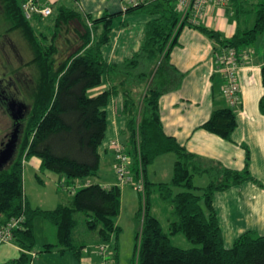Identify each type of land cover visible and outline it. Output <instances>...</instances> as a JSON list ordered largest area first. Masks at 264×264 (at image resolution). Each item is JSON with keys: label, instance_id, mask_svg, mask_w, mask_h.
Here are the masks:
<instances>
[{"label": "trees", "instance_id": "trees-1", "mask_svg": "<svg viewBox=\"0 0 264 264\" xmlns=\"http://www.w3.org/2000/svg\"><path fill=\"white\" fill-rule=\"evenodd\" d=\"M228 4H233L238 13L246 1L230 0ZM0 6L6 30L18 32L26 42L31 52L28 65L33 70L28 93L31 109L17 156L0 170V230L20 217L11 228V242L18 247L14 264L30 262L28 253L36 242L37 217L49 225L54 235L53 241L43 244L42 252L70 251L80 259L86 244L75 243L78 214H83L85 227L97 235L92 244L106 246L111 260L117 261L118 247L111 241L120 231L116 218L120 213L121 188L118 184L102 186L89 180L98 176L99 146L106 129L105 106L118 95L122 97V144L131 156L130 172L135 180L140 175L145 180V190L138 192L141 206L135 216L136 243L131 264H264V234L247 230L230 247L225 246L214 206L216 192L245 180L254 181L248 170V149L242 170L228 169L214 161L203 166L199 156L164 132L158 103L161 94L179 85L181 73L170 64L169 54L185 26L195 27L211 38L215 42L214 53L224 46L241 50L252 46L264 31V0L256 4L253 25L239 28L229 38L187 19L179 22L174 0H149L128 7L125 13L151 18L145 25L139 49L120 63L107 62L102 53L115 14L92 17L60 2L53 6L47 19L52 18L44 24L46 18L41 16L26 19L20 0H0ZM72 25L76 39L70 40L67 56L59 59L58 40ZM260 73L263 93L259 111L264 115V64ZM101 84L105 85L101 92L89 94V90ZM201 127L230 139L236 127L233 108L214 109ZM166 153L175 157L171 179L153 183L146 170ZM31 157L40 159L41 174L65 178L63 185L70 193L67 202L49 210L31 207L22 183L23 160ZM200 175L209 179L204 186L194 183ZM154 195L172 207L168 233L152 212ZM175 234H182L193 246L173 245L170 235Z\"/></svg>", "mask_w": 264, "mask_h": 264}, {"label": "crops", "instance_id": "crops-1", "mask_svg": "<svg viewBox=\"0 0 264 264\" xmlns=\"http://www.w3.org/2000/svg\"><path fill=\"white\" fill-rule=\"evenodd\" d=\"M54 1L53 6L65 2V0ZM108 1L77 0L79 7H75L83 14H90L92 17H100L105 13L115 14L108 34L109 39L102 46V53L107 62L120 63L139 49L145 25L151 17L147 15L148 17L142 19L141 24L139 22L134 28L137 17L123 12V6L118 5L121 0ZM244 1L246 5L238 13L233 4L207 6L199 24L219 32L222 38L231 37L239 28H245L242 24L246 22L250 6L255 5L259 0L256 3L251 2L252 0ZM214 46L215 42L195 27L185 26L181 30L169 54L170 64L181 73L179 85L161 94L158 103L164 132L174 137L188 152L199 156L203 166L214 161L228 169L242 170L245 165L246 148L249 151L248 170L254 181L245 180L239 185L216 192L214 196V206L225 243V240L233 242L238 235L247 230L264 234V115L259 111V99L263 93L260 70L264 64V31L252 46L241 49L247 52L248 58L237 73L240 102L235 106H230L227 98L221 93L224 81L215 60ZM104 87L105 85L101 84L92 88L89 94L96 95ZM121 100L120 95L111 97L105 106L106 129L101 142V144L104 142V145L99 146L98 176L97 180H94L95 178L89 180L98 182L102 186L117 183L111 143L113 140L122 142V134L125 130ZM224 107H232L235 112L236 127L230 139L221 138L201 127L214 109ZM165 155H167L166 160L161 158ZM174 159L171 153L158 156L151 166L154 167L155 164L164 166L153 175L147 168L148 180L153 183L169 182ZM23 165L25 170L27 169V174L30 177L34 176L40 184L35 185L36 187L31 186L34 194L27 192V185L23 188L24 196L31 207L49 210L59 203L67 202L70 193L63 185L64 177L41 174L40 159L37 157L23 160ZM152 171L155 172V168ZM161 174L163 177H160ZM153 176L163 179H153ZM120 188L121 207L116 224L121 225L124 211H127L132 216L130 220L126 216L125 219L130 222L134 232L136 227L134 216L139 210L140 195L132 186L121 185ZM35 223L36 220L34 227ZM97 246L92 244L91 248L90 244H86L82 249L81 258L76 259L77 263L98 264L100 257ZM1 249L3 251L1 253L5 254L12 252V249L18 252V247L12 242L5 243ZM30 255L34 256V253L29 252ZM31 264L38 262L34 260Z\"/></svg>", "mask_w": 264, "mask_h": 264}, {"label": "rangeland", "instance_id": "rangeland-1", "mask_svg": "<svg viewBox=\"0 0 264 264\" xmlns=\"http://www.w3.org/2000/svg\"><path fill=\"white\" fill-rule=\"evenodd\" d=\"M250 1L251 0H249V2ZM257 1L258 0H252L251 2L256 3ZM65 2L69 6L79 7V5L76 2H74L73 0H65ZM108 2H110V0ZM256 4L250 6L252 11L249 12L248 17H246V22L242 24V27H251L253 25L254 18H255V9L257 8ZM118 5L122 6V3L120 2V4L118 3ZM130 14L133 17H137L136 18L137 21H135L134 25H133L134 28L137 25H139V22L141 24L142 19L148 17L146 14H141V13H139V14L138 13H128V15H130ZM50 18H52V17H50ZM49 19H47V18L44 19V24H46ZM73 28L74 27L72 25L71 29H69V31H67L58 40V45H59V49H60L59 59L65 58L67 56V54L70 51L69 50L70 40L74 41L76 39V34H75V31H73ZM39 29H42L43 31H45L44 27L40 26ZM15 35H16V38L19 42V45L23 46V48H21V50L24 52L26 59L29 60L31 58V52H30L28 46L26 45V42L24 41V39L21 37V35L18 32ZM9 129H10L9 123L6 121H3L2 122L3 133L8 131ZM0 138H1L0 140L3 139L2 137H0ZM101 145H104V142ZM166 156L167 155L162 156L161 158L166 160V158H167ZM162 159H160V160H162ZM165 163L166 162H164V164ZM163 166L164 165H158V164L156 165L155 164L154 167H152L151 165H149L148 166L149 173H152V175H153L154 173L158 172V169L160 170V168H163ZM154 168H155V172L152 171ZM24 170H25V167L23 165V168H22L23 188L26 187V185H27V187H26L27 192L29 191V193L32 192L34 194V190L31 186L34 185V187H36L35 185L38 186L39 183L37 182L36 178H34V176L30 177L27 174V169L25 171ZM164 174H165V172H164ZM155 177L156 176H153V179H163V178H157V177L155 178ZM160 177H163L162 174ZM94 180H97V179L95 178ZM164 180H165V178H164ZM166 181H168V180H166ZM208 182H209V179L206 175L196 176L194 179L195 185H198V186H204ZM138 204H139L138 207L140 209V206H141V200L140 199H139ZM124 212H125L124 220L121 219V225L119 226L120 231L116 235L115 239H113L111 241V243H114V245L117 244V247H118L117 261L115 262V260L113 261V260H111V257H109L108 258V264H131L132 260L134 258V249H135V243H136V227H135L134 232H133V228L131 227L130 222L127 220V219L130 220L132 215H131V213H128L127 211H124ZM152 212L159 219L163 230L168 233L169 221L172 218V207L168 203L160 200V198L157 195H154L153 196V204H152ZM77 216L79 219V223H78V226L76 227L75 233H74L75 243L78 245L84 244V243L88 244V245L90 244V247H91L92 241L97 239V235L93 232H90L85 227V225L83 223V214H78ZM125 216L127 219H125ZM134 217H133V219H134ZM34 230H35L36 242H35L33 250L30 251L31 253H34V256L30 255L29 264H31V261L33 262L34 260H36L38 262V264H78L76 261V258L72 255V253L70 251H65L63 253L57 252V251H53L50 253L42 252L43 244L45 242L54 240V235H53V233H51V228L42 218H40V217L36 218ZM170 240H171V243L173 245L180 247V248H190L193 246V244L190 243L182 234L170 235ZM2 245H4V244H2ZM2 245H1V247H2ZM231 245H232V242L230 240H227V241L225 240V246L230 247ZM1 247H0V264H14L13 259L17 256L18 252L15 251V249H12V252L10 251L8 254L1 253V252H3ZM93 248H95L94 245H93Z\"/></svg>", "mask_w": 264, "mask_h": 264}, {"label": "built area", "instance_id": "built-area-1", "mask_svg": "<svg viewBox=\"0 0 264 264\" xmlns=\"http://www.w3.org/2000/svg\"><path fill=\"white\" fill-rule=\"evenodd\" d=\"M149 0H121L122 10L125 12L128 7L138 6L147 3ZM180 13V20L187 19L192 24H199V21L204 15L207 6L217 5L226 6L230 0H174ZM54 0H20L22 12L26 19L32 20L37 16L47 18L53 12ZM248 58L247 52L244 50H236L233 46L221 47L215 52V60L218 68L221 71L224 81L221 93L230 103V106H235L240 102L239 84L237 81V73L243 63ZM111 150L114 159V172L117 178V183L121 185L132 186L137 192H143L144 181L142 175L134 180L130 172L131 156L126 152L122 142L113 140ZM20 217L12 219L11 223L0 230V243H11L12 232ZM97 252L100 256L98 264H107L108 252L106 246H97Z\"/></svg>", "mask_w": 264, "mask_h": 264}, {"label": "flooded vegetation", "instance_id": "flooded-vegetation-1", "mask_svg": "<svg viewBox=\"0 0 264 264\" xmlns=\"http://www.w3.org/2000/svg\"><path fill=\"white\" fill-rule=\"evenodd\" d=\"M15 34V31H7L5 24L3 25L0 6V137L3 138L0 140V151L5 148L11 134L17 128L14 156L4 167L17 156L23 128L31 109L28 93L33 81V70L28 65L29 60L26 59L24 52L21 50L23 46L19 45ZM14 103L22 104L21 112L13 111ZM19 114L22 115L21 119L14 118ZM3 121L8 122L10 128L5 133L2 131Z\"/></svg>", "mask_w": 264, "mask_h": 264}, {"label": "water", "instance_id": "water-1", "mask_svg": "<svg viewBox=\"0 0 264 264\" xmlns=\"http://www.w3.org/2000/svg\"><path fill=\"white\" fill-rule=\"evenodd\" d=\"M22 104H13V111L14 112H21ZM16 119H21L22 115L19 114L18 116H14ZM16 136H17V128L14 129L13 133L11 134V137L9 141L6 143V146L4 149L0 151V170L4 167L7 162H9L13 156H14V151L16 147Z\"/></svg>", "mask_w": 264, "mask_h": 264}, {"label": "bare ground", "instance_id": "bare-ground-1", "mask_svg": "<svg viewBox=\"0 0 264 264\" xmlns=\"http://www.w3.org/2000/svg\"><path fill=\"white\" fill-rule=\"evenodd\" d=\"M121 142V141H120ZM140 167H142L141 165H140ZM143 174V173H142ZM115 175V174H114ZM116 176V175H115ZM135 180V179H134ZM145 181V180H144ZM107 186H109V185H107ZM144 190H145V185H144Z\"/></svg>", "mask_w": 264, "mask_h": 264}]
</instances>
